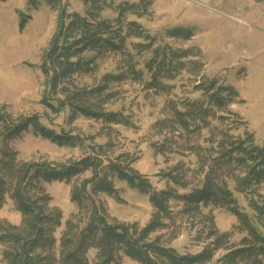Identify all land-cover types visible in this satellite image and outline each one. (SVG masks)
<instances>
[{"label": "trees", "instance_id": "trees-1", "mask_svg": "<svg viewBox=\"0 0 264 264\" xmlns=\"http://www.w3.org/2000/svg\"><path fill=\"white\" fill-rule=\"evenodd\" d=\"M45 2L53 9L59 6L54 0ZM113 2L81 0L84 15L59 7L56 30L41 67L48 93L70 109L71 120L81 116L104 125L130 127L120 113L104 109L113 98L109 85L125 81L144 84L146 90L170 97L165 103L166 118L155 126L162 135L161 142L153 145L155 153L192 159L176 162L159 174L165 182L160 190L132 167L135 160L127 154L110 158L100 146L77 161L62 164L23 161L8 144L28 129L58 147L81 148L83 141L69 132L55 133L31 116L13 120L0 114V209L10 200L20 215L19 225L0 222L4 264H89L91 250L95 251L92 264H122L123 257L137 264H264V145L255 142L246 122L231 111L230 106L238 101L237 91L217 78L199 76L203 64L191 60L201 56L199 49L155 47L154 36L127 20L128 15H147L150 0L117 6ZM105 9L113 10L115 18L102 19ZM194 35L192 27L166 31L167 37L182 42ZM145 52L150 57L140 64ZM110 54L119 56L115 74H105L91 86H77L79 79L95 74L98 60ZM188 69H194L190 71L193 80L185 85L176 79L180 71ZM175 80L179 88L190 87L186 98L171 94ZM193 94L198 96L190 98ZM84 174L87 177H82ZM113 180L148 197L152 213L144 227L110 223L105 209L95 203L98 193L120 202ZM72 181L70 201L77 211L73 217L83 216L78 220L82 227L66 222L57 240L54 234L61 226L62 214L50 207L44 185ZM237 196L252 216L242 210ZM171 201L181 203L184 217L202 218L203 231L195 238L205 243L200 251L179 254L159 237L151 238L167 230ZM214 209L236 218L231 232L216 229ZM234 231L244 234L236 243L231 241ZM219 252L222 254L216 258Z\"/></svg>", "mask_w": 264, "mask_h": 264}, {"label": "rangeland", "instance_id": "rangeland-1", "mask_svg": "<svg viewBox=\"0 0 264 264\" xmlns=\"http://www.w3.org/2000/svg\"><path fill=\"white\" fill-rule=\"evenodd\" d=\"M53 9L45 0H0V114L13 120L21 117H34L38 122L55 133L69 132L83 142L81 148L58 147L52 142L34 134L30 129L19 138L9 142V148L18 153L23 161L36 160L53 163L77 161L98 146L103 154L115 158L127 154L135 160L132 167L146 177L157 189H163L165 182L159 174L165 173L176 162H188L192 158L175 155L161 156L155 153L153 145L160 143L162 135L157 122L167 116L165 103L170 97L157 95L146 90L144 84L125 81L111 84L109 89L113 98L105 106L106 111L117 112L128 119L131 126L104 125L81 116L71 118L68 107H62L52 100L48 85L42 74L45 55L56 30L59 7L67 13L84 15L81 0H54ZM113 6L123 2L136 3L139 0H113ZM149 13L141 18L128 15V21H135L156 38V46L168 45L172 49L197 48L200 57L192 58L203 64L200 75L205 78H217L233 87L238 93V101L230 106L247 124L253 133L255 142L264 145V35H258L251 28L237 23L225 15L205 9L209 13H199V6L185 0H150ZM202 11V10H201ZM116 16L111 9L101 13L102 19L112 20ZM23 20V27L20 22ZM177 27H192L195 35L190 41L171 39L166 31ZM244 28V31H243ZM136 42V40H129ZM243 47H245L244 50ZM150 57L145 52L139 58L140 64ZM119 61L118 55L110 54L97 61L95 74L83 77L77 86H91L98 83L105 74H115ZM190 68V66H189ZM192 68V67H191ZM180 71L176 80L184 84L193 80L192 71ZM197 74V71H193ZM147 79V76H145ZM175 80V81H176ZM176 88L171 92L179 98H186L190 87ZM198 94L190 95L196 98ZM15 122V121H13ZM192 168V165H191ZM82 177H87L84 174ZM81 178V177H80ZM74 184L52 182L45 184V191L50 196V207L60 210L61 226L55 232L60 239L66 222L82 227L81 219L74 204L70 201V191ZM120 202L107 195L98 193L94 201L105 209L110 223L132 224L144 227L152 213L148 197L129 188L124 182L113 180ZM238 197L239 206L252 216L245 201ZM181 203L171 201V218L167 230L157 232L151 238L159 237L161 242L179 254L196 253L205 243L195 240L196 234L203 231L202 218H186L181 213ZM214 226L219 232H231L236 225V218L222 209L212 211ZM0 222L19 225L20 215L15 211L10 200L0 209ZM244 234L234 231L232 242H238ZM201 239V238H200ZM0 264H4L1 257ZM94 250L89 251L88 261H94ZM222 252L217 254L219 257ZM122 264H137L122 258Z\"/></svg>", "mask_w": 264, "mask_h": 264}, {"label": "crops", "instance_id": "crops-1", "mask_svg": "<svg viewBox=\"0 0 264 264\" xmlns=\"http://www.w3.org/2000/svg\"><path fill=\"white\" fill-rule=\"evenodd\" d=\"M197 6L199 13L206 11L217 12L237 23L247 26L264 35V0H185ZM202 10V11H201ZM203 12V13H209ZM244 31V28H243ZM243 47L242 50H244ZM246 50V49H245Z\"/></svg>", "mask_w": 264, "mask_h": 264}]
</instances>
